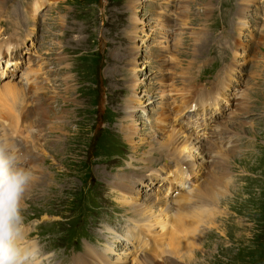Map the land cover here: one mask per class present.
I'll use <instances>...</instances> for the list:
<instances>
[{
	"label": "rangeland",
	"instance_id": "1",
	"mask_svg": "<svg viewBox=\"0 0 264 264\" xmlns=\"http://www.w3.org/2000/svg\"><path fill=\"white\" fill-rule=\"evenodd\" d=\"M242 1L108 0L102 7V0H0V44L18 48L15 75L14 64L0 73V90L7 81L17 89L16 104L1 95L0 126L8 133L0 148L22 147L33 160L17 165L29 174L19 205L23 246L39 245L49 264L78 254L76 261L88 247L103 255L107 244L106 264H264V0L248 10ZM243 12L248 26L239 28ZM178 98H190L191 108L176 121L169 100ZM206 105L217 110H207L214 123ZM216 122L230 140L215 138ZM173 129L180 140L200 135L202 152L212 150L202 144L221 146L195 177L187 172L184 189L169 173L176 161L160 156H173L160 146ZM187 188H213L220 198L191 252L178 212L165 208ZM125 201L143 209L148 225ZM137 227L145 245L134 248L127 234ZM165 232L158 246L155 234Z\"/></svg>",
	"mask_w": 264,
	"mask_h": 264
},
{
	"label": "bare ground",
	"instance_id": "2",
	"mask_svg": "<svg viewBox=\"0 0 264 264\" xmlns=\"http://www.w3.org/2000/svg\"><path fill=\"white\" fill-rule=\"evenodd\" d=\"M250 1H252V0H245V3H244V1H242L243 2V4L245 5V10H248L249 8H250V4H248ZM173 6H175L174 4L173 5H171V6H169L168 7V9L169 8H172ZM263 7H264V2H263ZM264 9V8H263ZM182 11H184V8L182 7ZM246 12V11H245ZM245 12H243V14H241V13H239V15H240V17L239 18H243V21H239L238 23H239V28H242V27H244V26H248V24H247V22H248V20L246 19L247 17V13H245ZM242 26V27H241ZM168 27V26H167ZM263 36V35H262ZM236 38V37H235ZM5 44H7V46L4 48V45ZM203 45V44H202ZM14 50H16V47H12V46H10L8 43H6V42H4V43H2V44H0V58H1V55H2V53L3 52H7L8 51V54L9 55H11V53L14 51ZM16 52V51H15ZM15 55H16V53H15ZM6 62H7V64H8V62H10V59H6ZM7 68V67H6ZM229 69V68H228ZM227 70V69H226ZM4 71V69L2 68V70H1V72L0 73H5V72H3ZM227 76V75H226ZM11 77H13V76H11ZM235 81V80H234ZM12 85L13 84H10V82H6V83H4V85H2V88H1V90H0V99H2L1 97H3L4 96V98L6 99H8L9 101H7V102H10L9 104L7 103V105H10L14 100H16V93L15 92H17V89L16 88H14V87H12ZM15 85V84H14ZM216 87V85L214 86V87H212V88H210V89H207V90H209V91H207L206 93H211V90H213L214 88ZM220 87L221 86H218V89L220 90ZM225 87L227 88L228 87V84H226L225 85ZM201 92V91H200ZM200 92H198V93H196V94H199ZM221 92H226V91H221ZM20 93V92H19ZM18 94V93H17ZM144 94V93H143ZM187 93H184L183 95H186ZM189 95H190V93H188ZM196 94H193V95H196ZM1 95H3V96H1ZM147 95V94H146ZM183 95H181V96H183ZM191 96V98H193L194 96ZM144 96V95H143ZM217 95H215V97H216ZM196 97V96H195ZM18 99H20V98H18ZM189 99L190 98H181L179 101V105H177V106H175V109H177V112H179L178 114H180L181 112L182 113H184L185 114V116H186V111H185V109H186V107H188L189 109L188 110H190V106H188V102H189ZM23 101V100H22ZM149 101H151L150 99L149 100H147V102L146 103H148ZM192 101V100H191ZM20 102V101H19ZM4 104V106H5V102H3ZM15 102H13L12 104H14ZM22 103V102H21ZM24 103V102H23ZM154 103V102H153ZM190 103V102H189ZM16 104V103H15ZM218 104V103H217ZM217 104L215 105L216 106V108H217ZM18 105V104H17ZM16 105V106H17ZM200 105V104H199ZM14 106V105H13ZM207 106L208 105H206L205 107H204V110H205V112H206V109H207ZM141 107V106H140ZM139 107V108H140ZM202 107V106H201ZM201 107L199 106L198 107V109H196V111H195V113H197V112H200L201 111ZM7 108V107H6ZM15 109H16V107H14ZM20 108V107H19ZM138 108V107H137ZM135 109H136V107L135 106H133V104H131L130 105V107H129V111L130 112H133V111H135ZM5 110H7V109H5ZM10 110V109H9ZM12 110V109H11ZM141 110V109H140ZM166 111H168L167 109H165ZM211 110H212V112H216L217 110H215V107H211ZM13 111V110H12ZM3 112V111H2ZM1 112V113H2ZM11 112V111H10ZM14 112H15V110H14ZM20 112V111H19ZM187 112H190V111H187ZM129 113V112H128ZM181 113V114H182ZM5 113L3 112V114L2 115H4ZM28 114H30V113H28ZM27 114V115H28ZM183 114V115H184ZM189 114V113H188ZM199 114V113H198ZM13 115V114H12ZM15 115V114H14ZM17 115H19V114H17ZM197 116V115H196ZM195 117V116H194ZM16 117H14V119H15ZM17 119V118H16ZM183 119V117L181 118V120ZM18 120V119H17ZM10 121V120H9ZM16 121V120H15ZM183 121V120H182ZM193 122H194V124H195V126H196V124L198 123V121H196L195 119L193 120ZM193 122H190V124H193ZM215 122V121H214ZM8 123V122H7ZM11 123V122H10ZM14 124H16L17 125V122H13ZM228 123V122H227ZM179 124V123H178ZM200 124V123H199ZM217 124V122L214 124V132L216 131V139L218 138V139H220L221 140V142L222 141H224L226 138V141H228V140H230V138H228V137H230V136H226L228 133H226L225 132V130L224 129H222L219 125H216ZM134 125H135V123H134ZM133 125V126H134ZM204 125H207V124H204ZM7 126V125H6ZM14 127H15V125H14ZM194 127V126H193ZM9 128V127H8ZM15 129V128H14ZM14 129H12V131L14 130ZM135 129V128H134ZM134 129H133V131H134ZM172 129V128H171ZM16 130V129H15ZM14 130V131H15ZM223 130V131H222ZM133 131H129V137H132L133 135H134V132ZM204 131L205 130H203L202 131V133H201V135L204 133ZM6 132H7V129H6V127H2V126H0V137L1 138H3V136L4 135H6ZM18 132V131H17ZM194 132V131H193ZM221 132H222V134H221ZM8 133V132H7ZM128 133V132H127ZM175 133H177V134H179L181 137H182V134H181V132H180V130H178L177 129V131H175V129H173L171 132H170V134L168 135V137L166 138V139H164L163 141H161V143H160V146H169V150H167L170 154H172L173 156H172V158L170 159V157L169 158H167V157H164V156H162V155H160L159 154V152H157V154L158 155H160L161 157H163V159H164V161L166 162V163H170V162H173V161H176V162H174L173 164H174V166L172 167V169L170 170V174H171V177H172V180H173V178H174V180H175V182H178V184L179 185H177V187H180L181 188V186H183L182 187V189H184L185 187V185L187 184V183H189L190 182V180L189 179H191L190 178V176L187 174V172L190 170V169H192V171L194 172L193 174H191V175H194V177L199 173V172H197V169L198 170H200V168H201V163H205V162H207V158H211L212 157V150L216 147V148H220L221 146H220V144L217 142V143H211V144H209L208 145V147H206V146H204L203 144H202V147L204 148V150H206V149H209V148H211L212 150L211 151H207V153H205L204 151L202 152V151H200L199 149H200V147H199V145H198V143L200 142L201 143V137H200V135H192V133H188V134H186L181 140L179 139L180 137H178V136H176L175 135ZM205 133H206V131H205ZM17 135V134H16ZM19 135V134H18ZM207 135V134H206ZM8 136V135H7ZM127 136V135H126ZM192 136H194V140L195 141H192V139H191V137ZM7 138H9V136L7 137ZM208 138V137H207ZM33 139V138H32ZM9 140H10V138H9ZM209 140H211V138H209ZM223 143V142H222ZM131 144V143H130ZM219 144V145H218ZM196 146L197 147H199V149L198 148H196ZM168 148V147H167ZM13 150H15V148L13 149ZM188 151V153H191L192 152V159H193V161L192 160H190L189 162L190 163H188V155L186 156V155H184V153H183V151ZM166 151V152H167ZM195 153V154H194ZM149 154V153H148ZM151 154V153H150ZM149 154V155H150ZM167 154V153H166ZM168 155V154H167ZM198 156H200L199 158H198ZM145 158V157H144ZM200 159V161H198V159ZM165 159H169V160H165ZM197 159V160H196ZM148 161V159H145V161ZM192 161V162H191ZM159 162V161H158ZM164 166V165H163ZM134 169V168H133ZM132 169V170H133ZM225 172V171H224ZM153 174V173H152ZM224 174V173H223ZM189 176V177H188ZM209 177V176H208ZM229 177V176H228ZM151 180L152 181H154L152 178H151ZM214 180V179H213ZM210 181H212V180H210ZM227 181V180H226ZM214 182V181H213ZM226 185V184H225ZM207 186V185H206ZM176 187V188H177ZM201 187V186H200ZM217 187H219L218 185L216 186V187H214V190L217 188ZM169 189V191H172V188H170V187H167L166 188V190H168ZM177 190V189H176ZM186 190H188L186 193H183V194H178L177 196V199L175 200V202L173 203V204H169V205H167L165 208H167L168 210H171V209H175L178 213H175L174 215L176 216V222H177V226H178V228L180 229V230H182L183 232H185L186 233V235H185V237H187V235H188V237L190 238V241H191V244L192 245H190L189 246V248H186V249H188L187 250V252H191V250L195 247V246H197L198 245V243H197V240H196V236H197V234L199 233V232H201V231H203L201 228H200V225L203 223L204 225H208V226H210L212 223H213V221H212V219H213V216H217V214H218V211H217V209H216V205H217V203L219 202V200H220V198H219V194L217 193H215V192H213V188L212 189H206L205 191H202L201 189H197V188H195V189H186ZM217 190V189H216ZM185 191V190H184ZM124 193L125 194H127V191H126V188H124ZM209 198H211V204L214 206L213 207V209H211L210 207H209V209H206L205 208V206H204V204L203 203H205L206 201L208 202V204H209V206H210V203H209V201H208V199ZM126 202V201H125ZM124 202V204L126 205H128L129 204V201H127L126 203ZM123 203V202H122ZM166 204H167V202H166ZM165 204V205H166ZM202 204V205H201ZM129 205H131V206H128L129 208H132V212H135L136 214H138V215H136V216H139V220H138V222H140V221H143L142 223H141V226H146V225H148V222L149 221H146V218H145V216H143V215H145V214H143L142 212H143V209H139L137 206H132V204L130 203ZM150 205V203L148 204V205H146L145 207H147V209L149 210V211H151L152 210V208L154 207V206H149ZM146 212V211H145ZM152 212V211H151ZM128 213V212H127ZM151 214H149L148 215V217L149 218H151ZM144 217V218H143ZM186 220V222H187V225H186V228H185V225H184V221ZM152 221H153V219H152ZM210 223V224H209ZM143 224V225H142ZM173 225V224H172ZM104 226H106V224L104 223ZM108 229V228H107ZM179 229H177L179 232H180V230ZM176 230V231H177ZM111 233V232H110ZM162 235H159V234H155V236H157L158 238H159V241H157V244H158V246H159V242L161 241V237L163 236V235H165V234H171V233H168V232H165V233H161ZM176 234V233H175ZM127 239L128 240H132V244L133 245H135V247L134 248H138L139 246H143V245H145V243L143 242V243H141V241H142V229L140 228V227H137V229H129V231H128V234H127ZM188 237H187V239H188ZM168 241H167V243L169 244V245H171L172 246V242H171V238H170V236L168 237ZM175 239V238H174ZM179 239V238H178ZM199 239H200V236H199ZM111 241V240H110ZM114 242V241H113ZM183 242H186L185 241V239H183V240H181V243H183ZM105 244H107V243H105ZM114 244V243H113ZM188 244H190V243H188ZM28 246V248H29V245H27ZM92 246V245H91ZM180 246V245H179ZM24 247H26V246H24ZM112 246H110L109 244H107L106 245V247H104L105 248V250L103 251L104 252V254L102 255V252L100 253V254H98V253H96V252H94L95 251V249H93V251H89V249H90V247H88V252L86 251L83 255H80V257L81 258H78V257H76V261L75 262H78V264H82V263H84V264H95V263H97V262H99L100 264H106V259H105V255L107 254V253H109V252H111L112 251V248H111ZM98 248V247H97ZM172 248V247H171ZM171 248H169V249H171ZM176 248V247H175ZM31 251L33 250V248H32V246H31ZM35 249V248H34ZM165 249L168 251V247L166 246L165 247ZM181 250V249H180ZM166 251V252H167ZM183 251H185V250H183ZM99 252V251H98ZM176 252L177 253H179V254H182L181 252H179L177 249H176ZM89 253H92L91 255L89 254ZM162 253H163V251H162ZM175 254V253H174ZM177 255V254H176ZM85 256H87V257H85ZM145 256V255H144ZM184 256V254H182L181 255V257H183ZM185 257V256H184ZM187 257H190L189 255L187 256ZM46 258V257H45ZM141 258V257H140ZM179 258V257H178ZM144 259V258H143ZM190 259V258H189ZM151 260V259H150ZM47 261H49V260H47ZM146 261V260H145ZM154 262V261H153ZM141 263V262H140ZM142 264V263H141Z\"/></svg>",
	"mask_w": 264,
	"mask_h": 264
},
{
	"label": "clouds",
	"instance_id": "3",
	"mask_svg": "<svg viewBox=\"0 0 264 264\" xmlns=\"http://www.w3.org/2000/svg\"><path fill=\"white\" fill-rule=\"evenodd\" d=\"M29 174L16 164V158L0 148V264H24L26 257L15 241L20 235V199Z\"/></svg>",
	"mask_w": 264,
	"mask_h": 264
}]
</instances>
